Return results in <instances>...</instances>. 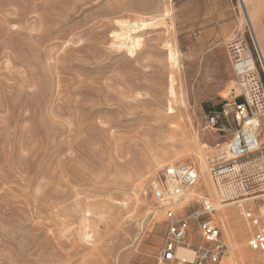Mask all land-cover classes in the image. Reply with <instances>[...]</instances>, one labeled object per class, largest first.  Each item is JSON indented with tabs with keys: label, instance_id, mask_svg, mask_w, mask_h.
<instances>
[{
	"label": "rangeland",
	"instance_id": "rangeland-1",
	"mask_svg": "<svg viewBox=\"0 0 264 264\" xmlns=\"http://www.w3.org/2000/svg\"><path fill=\"white\" fill-rule=\"evenodd\" d=\"M245 17L264 56V0H0V264H192L161 260L168 221L146 181L202 161L211 191L175 218L219 204L209 168L238 127L228 104L243 101L226 43ZM141 20L135 46L117 36ZM257 201L243 203L254 216ZM224 210L220 264H262L255 229ZM186 240L201 241L192 222Z\"/></svg>",
	"mask_w": 264,
	"mask_h": 264
},
{
	"label": "built area",
	"instance_id": "built-area-1",
	"mask_svg": "<svg viewBox=\"0 0 264 264\" xmlns=\"http://www.w3.org/2000/svg\"><path fill=\"white\" fill-rule=\"evenodd\" d=\"M226 43L234 79V91L243 101L229 103L237 130L226 144L228 158H222L209 168V176L218 196L235 202L241 218L255 230L248 247L259 253L264 264V56L248 17ZM208 124H215L210 116ZM197 182V172L190 164L171 163L146 181V190L156 206L165 211L167 227L161 249V260L174 261L179 247L189 248L186 237L190 223L200 236L192 264H220L226 252L218 224L213 219L215 208L207 200L199 210L192 209L186 217L176 219L173 206ZM263 187V188H260ZM259 198L258 215L244 208L245 197ZM260 196V195H258ZM236 197V198H234ZM253 198V197H252ZM246 202V201H245ZM179 261V260H178Z\"/></svg>",
	"mask_w": 264,
	"mask_h": 264
},
{
	"label": "bare ground",
	"instance_id": "bare-ground-1",
	"mask_svg": "<svg viewBox=\"0 0 264 264\" xmlns=\"http://www.w3.org/2000/svg\"><path fill=\"white\" fill-rule=\"evenodd\" d=\"M151 23V22H150ZM123 25V26H122ZM137 25V24H136ZM150 24L147 22V21H143L141 20V24L139 22V25L135 26L134 28H132L131 25H128V22H121V26H122V34H118L117 36L121 35V36H125L130 42H132V44H135L140 42V38L136 35V36H131V34L136 30V29H139L140 30V27L141 28H145V27H150L149 26ZM147 27V28H148ZM132 28V29H131ZM125 29V31H124ZM142 31V29H141ZM136 32V31H135ZM136 34V33H135ZM120 37V36H119ZM126 40V39H125ZM129 42V44H130ZM131 45V44H130ZM131 48L133 46H130ZM171 51V50H170ZM170 54V61L171 60H174V55H172V53H169ZM169 91L171 94L174 93L173 91V86H170L169 87ZM175 94V93H174ZM173 96V95H172ZM171 96V97H172ZM167 109V108H166ZM165 112L167 113V117H174V109L169 106L167 110H165ZM264 139H262L261 141V145H262V142H263ZM183 148L184 149H189L191 148V146H189L188 144V141L187 139L185 141H183ZM226 158H228V155L226 154L225 156ZM200 158V157H199ZM201 159V158H200ZM197 177H198V181L196 182L195 186L192 187L191 189H189L180 199L176 200L175 203H178V202H182V205L185 204V202H187L188 200H191V198L193 197H201L202 195L204 194H208L210 193L211 191V184L208 180V177L205 173V167H204V164L202 163L201 161V165H200V170L197 172ZM264 185V183L262 184ZM220 201H219V204L217 206H215V209L220 211V215L222 216V219L223 220H228L230 218V215H231V212L230 211H226L224 210L227 206H230V205H235V202L233 201H230L231 199H224L222 196H218ZM261 197L260 196H257V197H253V198H249V199H245L243 200L242 202H245V201H248V200H256ZM236 198V197H234ZM181 199H183V201H181ZM224 202H228V203H224ZM259 201H257V207L260 206L258 204ZM184 203V204H183ZM181 205V206H182ZM214 206V205H213ZM259 210L260 212H264V209L262 207H259ZM239 230L241 231V229L239 228ZM176 256L177 258H179L182 262H192L193 259H194V253L190 250H187V249H184L182 247H179L177 252H176ZM252 258V255H248V254H242V253H238L237 257H235V255L231 256L230 259H228V262L227 264H234L236 262H246V261H250V259Z\"/></svg>",
	"mask_w": 264,
	"mask_h": 264
},
{
	"label": "crops",
	"instance_id": "crops-1",
	"mask_svg": "<svg viewBox=\"0 0 264 264\" xmlns=\"http://www.w3.org/2000/svg\"><path fill=\"white\" fill-rule=\"evenodd\" d=\"M248 19H249V18H248ZM249 21H250V20H249ZM231 36H232V35H231ZM231 36H230V37H231ZM230 37H229V38H230Z\"/></svg>",
	"mask_w": 264,
	"mask_h": 264
}]
</instances>
